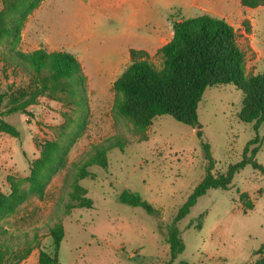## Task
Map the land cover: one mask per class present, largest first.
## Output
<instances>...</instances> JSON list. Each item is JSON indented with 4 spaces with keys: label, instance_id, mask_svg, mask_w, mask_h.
<instances>
[{
    "label": "rangeland",
    "instance_id": "obj_1",
    "mask_svg": "<svg viewBox=\"0 0 264 264\" xmlns=\"http://www.w3.org/2000/svg\"><path fill=\"white\" fill-rule=\"evenodd\" d=\"M202 13L230 21L246 53L247 72L264 70V5L44 0L26 19L15 48L30 52L42 46L77 56L87 77L85 99L78 104L58 85L28 107L31 115L7 113L8 97L32 83L34 70L11 55L8 41L0 40L1 116L20 130L18 137L0 132V190L11 194L16 188L24 195L15 212L0 217V249L8 261L32 247L17 264H38L41 249L53 252L50 227L58 222L65 229L58 256L62 264H253L261 256L255 251L264 244V170L252 163L234 174L228 189H208L178 221L185 248L172 262L166 242V225L207 172L203 142L210 145L216 174L242 160L256 136L260 141L250 147L258 146L255 159L264 165V121L256 129L254 122L240 119L243 90L233 83L205 89L197 108L201 137L197 127L167 114L155 116L139 131L112 111L113 81L130 63V48L151 50L160 67L158 49L170 38L172 23ZM114 134L124 135L126 145L109 150L107 165L89 167L91 175L80 181L93 207L68 208L74 165ZM38 159V175L47 173L49 165L56 168L42 191L31 189ZM127 189L160 208L161 215L121 202L118 196ZM247 200L252 208L246 209Z\"/></svg>",
    "mask_w": 264,
    "mask_h": 264
},
{
    "label": "trees",
    "instance_id": "obj_2",
    "mask_svg": "<svg viewBox=\"0 0 264 264\" xmlns=\"http://www.w3.org/2000/svg\"><path fill=\"white\" fill-rule=\"evenodd\" d=\"M44 0H1L0 8V40L9 42L11 55L21 63L30 65L34 70V79L27 88L19 89L10 94L6 102L7 113L20 112L31 115L28 107L38 98L61 85L71 96L79 99L82 105L86 94V75L79 58L64 50L48 51L45 47L36 48L30 52L16 50L15 43L19 40L22 28L28 16ZM248 7L264 5V0H240ZM173 35L169 41L159 47L162 64L158 67L150 53L143 48H130V63L113 81L115 98L112 111L116 117L129 119L134 126L143 131L157 115L167 114L180 122L197 127L201 137L202 130L198 120L197 108L207 87L235 84L243 90L244 99L239 117L246 122H254L257 129L264 121V70L249 73L246 69V53L240 46L235 27L224 17H216L210 13H202L185 17L172 23ZM249 29V27H248ZM3 98H0V108ZM81 101V102H80ZM0 132H6L14 137L20 135V130L1 116ZM260 140L256 136L244 148L243 158L231 164L226 172L214 173V158L210 145L203 142L207 172L201 181L194 186L187 199L178 208L171 222L166 225V242L169 244L170 262L185 248L184 240L178 227V221L185 217L198 198L210 188L228 189L234 174L247 163L264 170V165L255 159L258 146H250ZM126 138L122 134H114L104 141L94 144L86 156L74 165V180L69 191L71 202L68 208L93 207V200L88 196V190L80 184L81 179L91 175L89 167L107 165V152L114 147L123 148ZM60 161L63 154H59ZM35 161L31 174V189L42 191L46 181L55 171V166L49 165L47 173L38 175V162ZM35 166V167H34ZM118 199L133 206H142L148 212L161 215V209L144 199L138 192L125 190ZM24 200L23 192L13 188L11 194L0 190V217L13 213ZM253 203L246 201V209ZM203 214L196 227L201 228ZM53 238V252L41 249L38 264H62L59 260V250L65 236L61 222L50 227ZM1 237V230H0ZM32 247L23 253L16 254L10 262L0 249V264H17L25 258ZM255 253L261 256L253 264H264V244ZM182 264H189L183 261Z\"/></svg>",
    "mask_w": 264,
    "mask_h": 264
},
{
    "label": "crops",
    "instance_id": "obj_3",
    "mask_svg": "<svg viewBox=\"0 0 264 264\" xmlns=\"http://www.w3.org/2000/svg\"><path fill=\"white\" fill-rule=\"evenodd\" d=\"M247 7V6H246ZM250 17V16H249ZM251 20H253V22H254V19L253 18H251ZM230 22V21H229ZM231 23V22H230ZM232 24V23H231ZM169 35H170V38L168 39V41L171 39V37H172V35H173V28H172V25H171V30H170V32H169ZM251 37H254V34H249ZM162 39V38H161ZM257 41V40H256ZM164 44V43H163ZM163 44H161V46L163 45ZM147 50V49H146ZM148 52H150L151 50H147Z\"/></svg>",
    "mask_w": 264,
    "mask_h": 264
}]
</instances>
